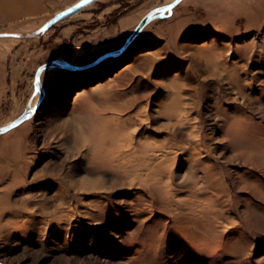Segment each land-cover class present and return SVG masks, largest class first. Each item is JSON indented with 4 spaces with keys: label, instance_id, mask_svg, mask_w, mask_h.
Returning <instances> with one entry per match:
<instances>
[{
    "label": "rangeland",
    "instance_id": "374dc122",
    "mask_svg": "<svg viewBox=\"0 0 264 264\" xmlns=\"http://www.w3.org/2000/svg\"><path fill=\"white\" fill-rule=\"evenodd\" d=\"M78 1L0 0V32ZM170 1L93 0L0 36V126L39 64L90 62ZM40 80L0 134L1 261L264 264V0H180L117 57Z\"/></svg>",
    "mask_w": 264,
    "mask_h": 264
},
{
    "label": "water",
    "instance_id": "95a60500",
    "mask_svg": "<svg viewBox=\"0 0 264 264\" xmlns=\"http://www.w3.org/2000/svg\"><path fill=\"white\" fill-rule=\"evenodd\" d=\"M93 0H79L77 3L73 4L72 6L66 8L65 10L59 12L54 17L48 19L43 25L40 27L27 31V32H0V36H36L39 34H42L45 30H47L52 24H54L56 21H58L60 18L67 16L71 14L73 11L89 4ZM180 0H172L168 3L162 4L160 6L154 7L151 10H149L146 14H144L140 20L137 22V24L134 26V28L131 30V32L127 35L122 45L118 48L111 49L109 51H106L99 56H97L95 59H93L90 62L83 63V64H74L68 61L64 58H52L48 59L41 64H39L35 70L34 73V79H33V91L32 95L29 97L28 102L26 103V106L24 109L13 119L9 120L5 124L0 126V134L6 132L7 130L17 126L21 122L25 121L29 117L33 115L35 110L40 105L41 101L43 100L45 96V90L41 84L40 75L41 73L48 68H62L66 69L68 71L73 70H79L83 68H87L89 66L95 65L101 60L108 58V57H117L121 52H123L126 47L129 45V43L138 35V33L142 30V28L150 22L152 19L157 17H163L165 15L170 14L171 9L179 2ZM167 12V14H165ZM38 93L37 99L33 101L35 94ZM0 264H7L0 260Z\"/></svg>",
    "mask_w": 264,
    "mask_h": 264
},
{
    "label": "bare ground",
    "instance_id": "6f19581e",
    "mask_svg": "<svg viewBox=\"0 0 264 264\" xmlns=\"http://www.w3.org/2000/svg\"><path fill=\"white\" fill-rule=\"evenodd\" d=\"M37 96H38V93L35 94L33 101H35L37 99Z\"/></svg>",
    "mask_w": 264,
    "mask_h": 264
}]
</instances>
